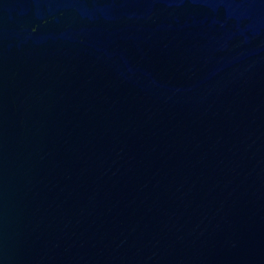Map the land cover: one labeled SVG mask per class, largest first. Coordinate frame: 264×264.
Instances as JSON below:
<instances>
[{
    "label": "water",
    "instance_id": "1",
    "mask_svg": "<svg viewBox=\"0 0 264 264\" xmlns=\"http://www.w3.org/2000/svg\"><path fill=\"white\" fill-rule=\"evenodd\" d=\"M0 264H264V0H0Z\"/></svg>",
    "mask_w": 264,
    "mask_h": 264
}]
</instances>
